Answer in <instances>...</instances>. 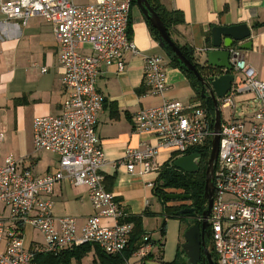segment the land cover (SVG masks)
<instances>
[{
  "label": "built area",
  "instance_id": "1",
  "mask_svg": "<svg viewBox=\"0 0 264 264\" xmlns=\"http://www.w3.org/2000/svg\"><path fill=\"white\" fill-rule=\"evenodd\" d=\"M131 2L92 0L77 5L73 0H0V14L7 21L25 26L37 17L52 26L66 95L58 115L33 121V151L56 155L58 170L34 176L12 156L0 165V264H31L35 252L57 253L85 243L107 255H119L127 247L132 224L122 222L127 215L105 189L101 175L105 158L95 130L104 98L96 80L103 67L116 66L124 72L125 55L131 54L143 61V85L149 94L162 96L169 89L163 58L140 53L129 39ZM85 46L90 47L89 53L82 52ZM229 52L234 81L218 103L220 109H230L231 120L221 121L218 133L208 227L217 264H264V81L245 63L240 50ZM246 94L252 95L251 110L243 111L241 105V115L236 117L235 99ZM132 124L135 133L156 140V146L143 144L124 151L121 164L138 176L159 173L160 149L176 158L187 156L213 135V118L199 101L165 100L158 107L139 110ZM6 138L7 131L0 125V143ZM137 166L140 169L135 171ZM61 181L88 190L94 213L79 235L74 218L52 215V193ZM225 196L232 200L224 201ZM26 226L41 235L40 248L26 247ZM147 247L132 256L144 258Z\"/></svg>",
  "mask_w": 264,
  "mask_h": 264
},
{
  "label": "crops",
  "instance_id": "2",
  "mask_svg": "<svg viewBox=\"0 0 264 264\" xmlns=\"http://www.w3.org/2000/svg\"><path fill=\"white\" fill-rule=\"evenodd\" d=\"M73 1L77 5H86L92 0ZM159 1L168 10H177L183 14L184 24L175 28L172 40L180 46L188 45L193 50L196 63L206 68V51L211 49V29L247 25L251 31L252 47L250 50L240 51L245 63L254 69L257 78L264 81V0ZM129 20V39L135 49L144 55L163 58L169 89L162 96L149 94L143 85V61L138 56L125 55L124 72H119L116 66L101 69L96 89L103 96L104 103L98 114L95 130L105 158L101 175L104 177L105 189L114 195L124 213L128 216H141L145 237L155 242L148 245L144 258L132 256L128 259V264L179 263V260L185 259L182 246L185 243L184 235L191 225L187 226L186 219L165 218L161 203L153 193L157 173L131 175L125 165L121 164V160L128 147L136 149L143 144L156 146V140L152 136L134 132L132 116L135 113L141 109L158 107L165 100L183 103H195L198 100L186 77L179 69L170 66L168 55L150 35L137 6L130 9ZM242 43L244 42L236 43L231 49H238ZM82 52L89 53L90 47H83ZM43 69L45 72H42ZM62 74L58 43L49 23L34 17L22 26L18 21H7L0 14V125L8 132L12 123L24 146L16 160L24 168L31 169L34 176L43 177L58 170V157L49 152L35 153L32 137L35 118L56 116L61 111L66 97L60 83ZM251 98V94L237 97V108L241 105L243 111L246 110L244 105L251 108ZM234 116L237 117L236 114ZM26 117L29 118L27 135L18 127V123ZM10 137H13L12 133ZM46 154L54 156L55 160L46 158ZM170 157V152L160 149L156 161L161 166ZM139 169L137 166L135 171ZM176 205L177 202L173 201L167 204ZM93 213L85 187H74L67 181H61L55 186L52 193V215L55 218H74L78 235ZM164 218L165 236L161 239L159 227ZM102 223L110 224L111 221L102 220ZM42 245L43 241L29 239L26 247L38 249ZM80 264L101 263L90 252L82 258Z\"/></svg>",
  "mask_w": 264,
  "mask_h": 264
},
{
  "label": "trees",
  "instance_id": "3",
  "mask_svg": "<svg viewBox=\"0 0 264 264\" xmlns=\"http://www.w3.org/2000/svg\"><path fill=\"white\" fill-rule=\"evenodd\" d=\"M150 5L151 9L157 14L160 21L166 28V31L170 38L172 39V35L175 32V28L184 24V17L180 11L177 10H168L164 7L159 0H146ZM136 6L135 0H132L131 7ZM147 24L150 35L154 39V41L159 43V35L157 31L151 27L150 23L145 20ZM128 34L131 35V22H129ZM173 41V40H172ZM178 49L182 52L185 58L195 66L198 73L206 78L209 76H214L219 71H215L212 69H208L204 66H200L196 63L193 57V50L188 45H179L174 42ZM168 55V53H166ZM169 64L173 68H177L181 71V73L188 80L192 91L195 94L196 100H198L202 107L205 108L207 115L212 120L214 115V108L212 102L208 99L204 101L200 97V88L201 84L199 80L194 76V74L187 70L185 66H183L176 59H169ZM220 109V108H219ZM222 121V120H221ZM212 129V126L210 127ZM210 144L211 140L208 139L205 144L201 147L192 149L187 153V155L196 153L200 157L199 161V171L194 174H187L173 166V161L176 158L175 154H171L170 159L163 163L160 166V170L157 176L156 181L153 185V193L154 196L161 203L163 213L165 214V218H174V219H189L193 218L194 223L197 225L200 223L201 214L206 208V201L204 200V186H205V171L209 159L210 153ZM178 192V193H177ZM168 194H181L185 196H189V200L187 201H173L177 202L176 206H167L169 201L166 196ZM187 203V204H186ZM185 209H192L191 214L181 215L180 212ZM163 219L161 225L159 227V234L161 239L165 236V221ZM122 222L132 224V231L130 233V237L127 243V247L124 251L119 255H107L103 253L98 247L85 243L76 247H71L66 250H62L57 253L51 252H35L31 261V264H72L75 262L76 264H80L82 258H84L90 252H93L97 257L98 261L101 264H122L124 261L128 260L132 257L133 253L137 251L140 247L155 244L150 238L147 237V240H144L145 233L142 229L141 216H131L127 215ZM208 241L206 247L208 248L209 253L212 255L213 261L217 264V257L212 248L210 229L207 228ZM148 236V235H147ZM162 246V245H161ZM160 246V247H161ZM183 254V251H180ZM182 256V255H181ZM174 261L170 264H187L182 263L181 260Z\"/></svg>",
  "mask_w": 264,
  "mask_h": 264
},
{
  "label": "water",
  "instance_id": "4",
  "mask_svg": "<svg viewBox=\"0 0 264 264\" xmlns=\"http://www.w3.org/2000/svg\"><path fill=\"white\" fill-rule=\"evenodd\" d=\"M136 6L141 12L143 18L147 20L151 27L159 35V45L168 53V58L178 60L187 70L191 71L201 84L200 97L212 102L214 108L212 131L210 144L209 159L205 171L204 200L206 208L201 214L200 223L193 225L184 235L185 243L182 246L185 259L183 263L187 264H216L212 255L205 246L206 230L208 228V218L211 212L213 200V171L218 154L219 129L221 116L218 100L222 99L231 89L234 76L231 74L232 66L230 65L229 50L236 43L244 42L239 45L238 50L246 51L252 47L251 31L245 24L234 25L230 27H214L211 29V49L206 51L207 68L219 71V74L202 77L195 66L192 65L178 49L174 41L168 35L165 26L160 21L157 14L151 9L146 0H135ZM223 39V40H222ZM249 40V41H246ZM246 41V42H245ZM200 157L193 153L187 156L176 158L173 166L187 174H194L199 171ZM166 198L169 201H187L189 196L181 194H168ZM192 209H185L180 212L181 215L191 214Z\"/></svg>",
  "mask_w": 264,
  "mask_h": 264
},
{
  "label": "rangeland",
  "instance_id": "5",
  "mask_svg": "<svg viewBox=\"0 0 264 264\" xmlns=\"http://www.w3.org/2000/svg\"><path fill=\"white\" fill-rule=\"evenodd\" d=\"M237 100H236V102H238ZM244 107L246 108L245 111H247V112H249L251 110V108H248L247 105H244ZM236 112H237L236 113L237 117H239L241 115L240 108H237ZM220 116H221L222 122H226V121L230 120L231 119L230 109H225V108L220 109ZM18 127H19V129H23L24 132H26L25 134L27 135L28 134V128H29V118L26 117L22 121H20L18 123ZM11 133H12L13 137H10ZM7 134H8V136H7L6 140L4 142L0 143V165H2L4 158H6L8 156H12L13 158L18 159L20 154L23 151V148H24L23 143H22V139L19 136V134L17 133V131L13 129L12 123L10 124L9 131L7 132ZM45 157L48 159H51V160H55V157L50 155V154H46ZM223 200L224 201H230V200H232V198L229 196H225L223 198ZM156 203H158V202H156ZM186 222L188 223L187 226L191 225V227H192L194 224V219L193 218L186 219ZM24 230H25V232H24L25 235L23 236L24 237L23 239L25 241V245L29 242V239H33L36 241H43L41 235L37 231H35L32 227L26 226Z\"/></svg>",
  "mask_w": 264,
  "mask_h": 264
},
{
  "label": "flooded vegetation",
  "instance_id": "6",
  "mask_svg": "<svg viewBox=\"0 0 264 264\" xmlns=\"http://www.w3.org/2000/svg\"><path fill=\"white\" fill-rule=\"evenodd\" d=\"M209 237H208V234H207V230H206V236H205V246L207 244V241H208ZM207 248V247H206Z\"/></svg>",
  "mask_w": 264,
  "mask_h": 264
}]
</instances>
